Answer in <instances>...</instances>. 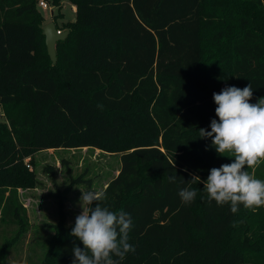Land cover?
Returning <instances> with one entry per match:
<instances>
[{"label": "trees", "instance_id": "obj_1", "mask_svg": "<svg viewBox=\"0 0 264 264\" xmlns=\"http://www.w3.org/2000/svg\"><path fill=\"white\" fill-rule=\"evenodd\" d=\"M69 1L76 20L65 23L53 65L39 0H0V264H65L74 245L83 248L73 223L42 257L26 255L33 229L18 194L36 183L26 165L37 153L82 148L121 154L103 192L110 210L133 221L135 251L122 264H264V206L232 213L209 201L203 183H187L232 162L199 138L217 118L213 93L251 83V102L264 96V0H238L246 15L238 19L239 5L209 13L210 0ZM208 28L226 41L228 62H206ZM247 170L264 180V161ZM183 187L197 192L190 204L178 195ZM240 213L252 223L255 251L228 238Z\"/></svg>", "mask_w": 264, "mask_h": 264}, {"label": "clouds", "instance_id": "obj_2", "mask_svg": "<svg viewBox=\"0 0 264 264\" xmlns=\"http://www.w3.org/2000/svg\"><path fill=\"white\" fill-rule=\"evenodd\" d=\"M252 99L251 83L242 89L226 86L213 93L217 118L210 122L211 131L198 129L199 138L211 139L216 153L231 158L232 162L210 169L204 181L192 175L187 182L203 183L209 201L214 200L218 206L228 204L232 213L240 206L251 210L264 206V180L255 178L247 170L264 161V96L256 103H252ZM171 166L175 169V162ZM168 179L175 183L176 172ZM81 193L82 211L76 216L70 235L79 240L83 248L73 246L72 264H120L129 252L135 251L129 243L133 229L130 214L110 210L104 204L106 193L103 191L88 189ZM178 195L182 203L190 204L197 192L183 187Z\"/></svg>", "mask_w": 264, "mask_h": 264}, {"label": "rangeland", "instance_id": "obj_3", "mask_svg": "<svg viewBox=\"0 0 264 264\" xmlns=\"http://www.w3.org/2000/svg\"><path fill=\"white\" fill-rule=\"evenodd\" d=\"M222 6L224 9L230 7L229 10H232L233 6H238L237 19L242 14L245 15L242 12L244 7L238 4V0H210L208 12L215 10L221 13L220 11H224L221 10ZM50 7V10H41L44 16L43 26L54 22L62 33L66 32L65 23L76 20L75 6L69 0H62V8ZM206 17L209 20V16ZM232 23L237 24V21ZM216 32L217 30L214 29L206 30L204 39L207 51L206 62L210 63L220 58L223 60L222 63H226L230 60L227 44L226 41L217 38ZM213 56L216 60H213ZM57 62L58 57L56 64ZM3 120L4 115L0 111V121ZM120 159V153H109L92 148L50 149L35 155L34 163L30 164V167L29 164L26 165L27 169L35 174V185L18 188L20 201L26 208L33 229L29 234L30 238H27L29 242L24 244V249H27L26 255L34 254L32 256L34 259L37 257L36 254L42 257L48 246V240L54 242L59 232L75 223L76 216L82 211L79 204L81 190L104 191L109 182L119 174ZM246 216L240 213L236 217L228 238L231 244L255 251L259 245L250 243L248 235L253 226L250 218L247 219ZM60 228L62 230H59ZM2 231H5L4 226L0 228V234ZM12 235L13 233L8 238ZM22 255L21 259L25 260L24 252ZM11 256L14 260L19 258L15 254ZM63 260L68 264H72L73 261L66 255L63 256Z\"/></svg>", "mask_w": 264, "mask_h": 264}, {"label": "water", "instance_id": "obj_4", "mask_svg": "<svg viewBox=\"0 0 264 264\" xmlns=\"http://www.w3.org/2000/svg\"><path fill=\"white\" fill-rule=\"evenodd\" d=\"M43 34L45 36L48 55L53 65H55L57 61L56 44L59 41L65 40L66 37L68 36V32L59 34L57 30V26L55 25L54 22H51L43 26Z\"/></svg>", "mask_w": 264, "mask_h": 264}, {"label": "built area", "instance_id": "obj_5", "mask_svg": "<svg viewBox=\"0 0 264 264\" xmlns=\"http://www.w3.org/2000/svg\"><path fill=\"white\" fill-rule=\"evenodd\" d=\"M39 7H40L42 10H44V11H47V10H50V9H51L50 5L47 3L46 0H39ZM52 13H53V12H52ZM58 32H59V34H62L61 31H58ZM28 167H30V165H28Z\"/></svg>", "mask_w": 264, "mask_h": 264}, {"label": "crops", "instance_id": "obj_6", "mask_svg": "<svg viewBox=\"0 0 264 264\" xmlns=\"http://www.w3.org/2000/svg\"><path fill=\"white\" fill-rule=\"evenodd\" d=\"M75 11H76V7H75Z\"/></svg>", "mask_w": 264, "mask_h": 264}]
</instances>
